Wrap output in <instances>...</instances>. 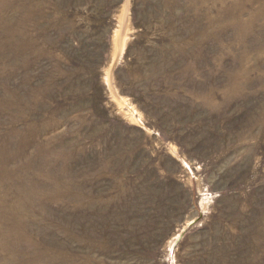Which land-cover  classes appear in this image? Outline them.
I'll return each instance as SVG.
<instances>
[{"label": "rangeland", "instance_id": "obj_1", "mask_svg": "<svg viewBox=\"0 0 264 264\" xmlns=\"http://www.w3.org/2000/svg\"><path fill=\"white\" fill-rule=\"evenodd\" d=\"M0 264H264V0H0Z\"/></svg>", "mask_w": 264, "mask_h": 264}]
</instances>
